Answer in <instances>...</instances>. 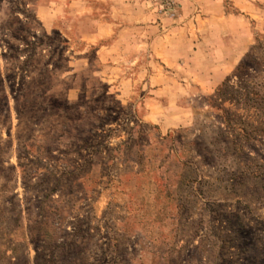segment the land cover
<instances>
[{
	"label": "rangeland",
	"instance_id": "obj_1",
	"mask_svg": "<svg viewBox=\"0 0 264 264\" xmlns=\"http://www.w3.org/2000/svg\"><path fill=\"white\" fill-rule=\"evenodd\" d=\"M0 264H264V0H0Z\"/></svg>",
	"mask_w": 264,
	"mask_h": 264
}]
</instances>
